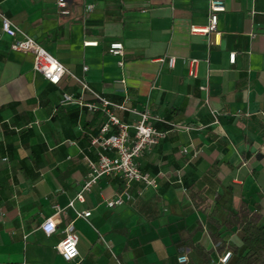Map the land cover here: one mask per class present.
<instances>
[{"label": "crops", "instance_id": "0c3cea01", "mask_svg": "<svg viewBox=\"0 0 264 264\" xmlns=\"http://www.w3.org/2000/svg\"><path fill=\"white\" fill-rule=\"evenodd\" d=\"M223 1L217 30L205 35L191 28L208 24L209 0H67V15L54 0H0V12L72 74L112 103L147 110L166 132L135 159L157 188L134 183L131 202L108 208L125 185L103 177L74 203L88 220L76 217L67 205L86 176L83 157H97L91 140L107 116L82 106L94 97L69 75L49 84L32 53L0 35V264H180V255L205 264V254L215 264L243 248L240 229L223 225L231 214L245 207L264 224V0ZM113 41L123 44L122 67L108 52ZM185 59L198 60L196 78ZM63 93L73 101L61 103ZM50 217L57 229L45 236ZM69 223L73 262L55 250Z\"/></svg>", "mask_w": 264, "mask_h": 264}, {"label": "built area", "instance_id": "2783aa9c", "mask_svg": "<svg viewBox=\"0 0 264 264\" xmlns=\"http://www.w3.org/2000/svg\"><path fill=\"white\" fill-rule=\"evenodd\" d=\"M57 7L60 8L62 15H67V0H54ZM92 5L86 7V11H90ZM225 11L223 0H209L208 6V24L204 27H192L193 34H209L217 30V21L220 13ZM0 35H5L12 39L11 49L15 51L30 52L33 55V69L51 85H58L64 75H69L79 84V92L89 93L94 97L93 102L83 103L88 111L103 112L107 116L106 122L100 129L97 137H93L91 145L97 148V157L95 160L84 156L87 173L81 185L79 192L70 200L67 207L74 209L76 201H84V193L90 189L103 177H121L124 181L125 190L111 199L105 201L108 208L123 206L131 202L134 197L128 191L132 184L141 183L144 188H157V180L155 176L140 171L135 159L143 155L150 146L156 145L165 138L166 132L158 130L149 124L151 115L147 110L138 111L136 109L127 108L123 104L112 103L103 98L99 93L94 91L86 82L76 77L67 70L55 57L49 54L45 49L39 46L36 41L20 30L9 18L0 12ZM85 46H95L97 42H84ZM108 52L112 56L118 57L117 65L123 66L124 47L121 42L113 41L108 46ZM235 61V53L229 54V62L233 64ZM175 63L174 57L167 59L169 67H173ZM184 63L188 67V75L192 78L197 77L198 60L185 59ZM83 70H87L86 67ZM124 84V80L119 81ZM205 90V87H201ZM73 101L70 94H61V103H69ZM113 109L129 112L137 117L133 124L122 123L112 113ZM261 119L264 123V112L261 113ZM132 130V135L130 134ZM183 152H187L183 150ZM161 176V174H159ZM141 192L138 191L139 195ZM58 209V208H57ZM76 217L88 220L89 211H76ZM57 225L54 217L46 219L41 225L40 230L45 236L55 233ZM64 238L57 243L55 250L57 254L65 262H73L79 256L78 252V236L74 231L72 223H69L64 229ZM231 258V252H224L215 262V264H227ZM178 263L186 264L188 258L186 255H180L177 258Z\"/></svg>", "mask_w": 264, "mask_h": 264}, {"label": "trees", "instance_id": "16d2710c", "mask_svg": "<svg viewBox=\"0 0 264 264\" xmlns=\"http://www.w3.org/2000/svg\"><path fill=\"white\" fill-rule=\"evenodd\" d=\"M259 219V215L244 207L236 214H231L223 223L226 228L236 226L242 232L243 248H230L232 264H264V224H260ZM203 256L205 264H209L208 255Z\"/></svg>", "mask_w": 264, "mask_h": 264}]
</instances>
